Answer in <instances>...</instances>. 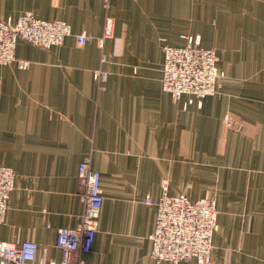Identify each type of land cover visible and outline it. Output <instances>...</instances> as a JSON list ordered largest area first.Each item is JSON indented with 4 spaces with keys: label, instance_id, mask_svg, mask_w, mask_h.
Segmentation results:
<instances>
[{
    "label": "crops",
    "instance_id": "0c3cea01",
    "mask_svg": "<svg viewBox=\"0 0 264 264\" xmlns=\"http://www.w3.org/2000/svg\"><path fill=\"white\" fill-rule=\"evenodd\" d=\"M25 13L72 35L46 49L18 40L0 66V166L15 174L0 241H33L58 263L90 157L103 201L84 264H172L150 256L164 182L168 196L215 202L211 264H264V0H0V19ZM105 16L113 33L100 48ZM81 32L91 40L77 45ZM194 37L216 53L218 94L174 101L162 46Z\"/></svg>",
    "mask_w": 264,
    "mask_h": 264
},
{
    "label": "built area",
    "instance_id": "2783aa9c",
    "mask_svg": "<svg viewBox=\"0 0 264 264\" xmlns=\"http://www.w3.org/2000/svg\"><path fill=\"white\" fill-rule=\"evenodd\" d=\"M108 9V0H104ZM113 20L105 16L103 32L97 39L101 48L104 41L111 38ZM71 28L64 21H45L31 13L18 17L15 23L9 18L0 19V66L15 60L18 40H23L39 48L59 46L71 36ZM77 45L91 40L84 32L74 35ZM163 66L161 86L174 101L182 95L201 100L218 93L217 79L222 76L216 67L217 56L213 49L200 46L199 37L188 38L181 47L162 46ZM104 61V57L101 59ZM21 68L28 66L20 62ZM108 73L103 70L94 72L97 84L106 81ZM225 125L231 124L229 116L224 117ZM15 174L10 168L0 166V224L8 207L9 194L14 187ZM163 194L157 200L155 228L150 236L151 258L156 262L178 264L181 261L195 260L198 264H211L212 234L215 228V202L200 199L190 201L183 195L168 196L165 182ZM76 196L82 205L74 227L60 228L57 231L56 247L61 258L58 263L46 260V249L38 256L39 246L33 241H0V264H84L83 255L92 246L98 226L103 192L100 174L91 166L90 157H84L77 166ZM145 204H151L150 199Z\"/></svg>",
    "mask_w": 264,
    "mask_h": 264
},
{
    "label": "rangeland",
    "instance_id": "374dc122",
    "mask_svg": "<svg viewBox=\"0 0 264 264\" xmlns=\"http://www.w3.org/2000/svg\"><path fill=\"white\" fill-rule=\"evenodd\" d=\"M164 45V44H163ZM219 72V71H218ZM220 73V72H219ZM161 88H162V86H161ZM163 90V89H162ZM218 94V93H217ZM199 101V100H198Z\"/></svg>",
    "mask_w": 264,
    "mask_h": 264
}]
</instances>
